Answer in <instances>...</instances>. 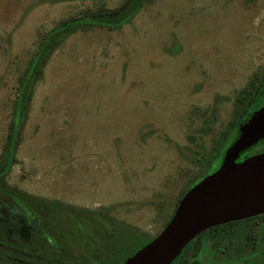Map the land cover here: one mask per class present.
Returning a JSON list of instances; mask_svg holds the SVG:
<instances>
[{"label": "rangeland", "instance_id": "1", "mask_svg": "<svg viewBox=\"0 0 264 264\" xmlns=\"http://www.w3.org/2000/svg\"><path fill=\"white\" fill-rule=\"evenodd\" d=\"M121 2L0 0V148L42 33ZM263 63L264 0H147L116 29L76 30L34 81L5 180L154 235Z\"/></svg>", "mask_w": 264, "mask_h": 264}, {"label": "trees", "instance_id": "2", "mask_svg": "<svg viewBox=\"0 0 264 264\" xmlns=\"http://www.w3.org/2000/svg\"><path fill=\"white\" fill-rule=\"evenodd\" d=\"M144 1L147 0H122L116 7L96 4L60 17L42 33L31 58L18 76L16 103L0 148V264H121L154 236H146L147 233L136 227L114 220L108 212L109 207L89 210L58 199L28 194L5 180L15 161L18 134L25 119V104L49 53L76 30L120 27L131 19ZM250 90L249 85H244L237 91L233 118L239 112L238 118L242 120L241 112L247 114L253 108L247 103ZM233 118L227 125L231 126ZM225 129L226 125L217 130L206 153H200L206 154L207 166L212 160H217V165L230 144L223 141ZM232 140L233 137L229 142ZM200 178L195 177L184 191ZM143 237L148 238L141 240ZM139 239L140 242L136 243Z\"/></svg>", "mask_w": 264, "mask_h": 264}, {"label": "water", "instance_id": "3", "mask_svg": "<svg viewBox=\"0 0 264 264\" xmlns=\"http://www.w3.org/2000/svg\"><path fill=\"white\" fill-rule=\"evenodd\" d=\"M264 136V104L243 117L219 165L192 184L164 226L121 264H169L201 230L264 210V151L235 160Z\"/></svg>", "mask_w": 264, "mask_h": 264}, {"label": "flooded vegetation", "instance_id": "4", "mask_svg": "<svg viewBox=\"0 0 264 264\" xmlns=\"http://www.w3.org/2000/svg\"><path fill=\"white\" fill-rule=\"evenodd\" d=\"M249 87L251 90L249 92L247 103L248 105H252L253 108L247 112V114L264 104V63L260 74H255L250 78ZM233 109L234 105L230 112L229 119L234 116ZM241 114V117L247 115L243 112H241ZM239 116L240 113L236 112V119L233 118L230 120L231 126L227 125L229 124L228 119L224 125L219 128L221 130L226 125V137L223 140L225 144L233 141L229 142L231 137H233V139L235 138V135L238 132L239 122L241 121L238 118ZM210 143L206 150H208ZM261 151H264V136L256 139L254 143L242 150L235 160H240L245 156ZM204 153L206 152L204 151ZM214 161L215 160H212L208 166L205 162V167L196 177L200 178L202 177L201 175L213 171L220 163L219 162L215 165L216 162ZM199 163L201 164V162ZM24 192L44 198L58 199L63 202L57 197L43 196L26 190H24ZM7 194L10 193L8 192ZM178 199L174 203L173 209L170 213L173 212ZM77 206H82L89 210H95V208H88L83 205ZM12 218V215H10L9 219H11V222ZM165 218L166 219L163 221L161 228L164 226L169 216ZM169 264H264V210L252 215L214 224L201 230V233L190 239L180 249Z\"/></svg>", "mask_w": 264, "mask_h": 264}]
</instances>
